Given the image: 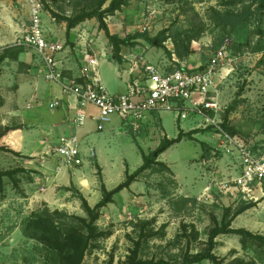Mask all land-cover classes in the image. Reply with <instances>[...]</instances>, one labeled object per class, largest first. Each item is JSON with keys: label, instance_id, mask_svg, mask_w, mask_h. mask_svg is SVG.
<instances>
[{"label": "rangeland", "instance_id": "374dc122", "mask_svg": "<svg viewBox=\"0 0 264 264\" xmlns=\"http://www.w3.org/2000/svg\"><path fill=\"white\" fill-rule=\"evenodd\" d=\"M39 1L43 7L44 29L46 34L55 37L54 39H59V34L65 32L52 16L51 11L60 15H72L89 3V0ZM246 5L247 2L233 3L232 0H130L128 6L108 16L106 23L112 33L117 32L124 36L136 31H146L153 37L165 28L170 29V35H173L179 30L202 28L201 36L191 43L192 53L183 59L185 63H189L191 69L194 68L191 62L194 60L198 62L200 55L208 58L209 53L222 42L226 39L230 40L229 60L225 64V70L229 71V74L220 82L219 90L220 102L225 109L221 115L228 113L226 123L237 132L235 134L228 132L223 126L225 119L220 115L221 126L226 132L241 138L246 143L264 146V49L257 50L261 43L256 33L257 27L264 25V15L255 13L246 25L235 28L231 27L232 20L228 23L216 21L218 16L229 15L230 19H234V15L241 13ZM55 22L58 27L54 25ZM28 25L27 0H0V55L2 53L10 55L0 63V130L5 127L2 122L6 125L15 124L12 115L19 102V99L16 100L18 96H15L17 83L25 82L27 78H36L41 84L46 82L43 76V62L32 50L22 48L23 52L18 53V58H12L19 47L15 43L25 34ZM52 27H55L54 34ZM84 30L92 34L86 35ZM99 31V23L93 19L80 26L78 31L72 32L74 38H78L79 44L77 41L66 42L67 45L75 47L68 51V60L76 70L81 69L83 65L77 54L82 47L93 53L92 40L98 38ZM81 39H85L86 46L80 44ZM141 41L149 59L157 63H166L167 69L177 66L171 62L166 51L169 49L175 51L173 37L165 41L166 50L152 46L144 40ZM108 56L111 59L110 54ZM100 70L110 79L109 83L114 88V71L111 69L112 73L104 64L100 66ZM111 92L115 94L116 91ZM230 104L235 108L229 111ZM20 109L23 110V107ZM88 110L97 112L95 107H89ZM19 115L22 118L21 114ZM174 116L175 112L165 113L163 116V123L170 137L175 136L178 130ZM113 119L117 118L113 117ZM92 124L90 123V127ZM194 124L200 131L193 136V139L185 137L161 154V160L171 162L173 168L153 166L146 170L138 178L135 192L131 194L132 199L130 194L127 195L128 198L121 194L116 195V199L121 197V200L111 202L113 205H107L106 209H102L97 224L105 235L93 243L84 257L83 264H122L135 249L137 241H140L138 251L140 259L181 262L186 252L197 253L206 249L210 230L221 221L225 209L230 208L232 215L235 209L243 204L239 198L219 188L223 183H231L239 172L235 151L229 153L220 148L217 130L212 125L206 124L201 116L193 113L190 118L182 120L184 128L188 129ZM68 132V129L64 132L56 131L54 136L59 138ZM133 132L129 130L127 136H119L116 143L109 141L107 136H104V141H100L105 148L104 164L108 177L114 179V182L125 176V167L118 150L124 153L131 167H135L141 160L134 143V135H138L139 132ZM102 136L99 135L98 138ZM154 136V142L145 145L147 152L150 147L156 149L161 140L159 131L155 130ZM8 139L9 137H0V147L8 149L0 150V170L20 168L23 171L11 177H4L3 184L0 185V264H52L50 250L25 235L26 221L32 213L44 208L51 211L59 210L71 216L87 217L86 212L71 187L52 190L53 195L50 194L52 201L55 196L56 198L62 196L59 203L46 202L43 196H37L39 193L43 194L40 185H46V181L44 184L28 186L30 179L36 176V174L32 176L31 173L35 172L42 176V172L26 167L42 165L37 160L18 162L19 158L25 156L17 150V144ZM86 146L89 154L92 149L98 148L97 135L90 138ZM51 150L53 154V149ZM83 155L82 151L83 161L85 158L90 171L93 167L90 163L95 159L85 157L87 154ZM43 158L48 160L49 156L43 153L31 159ZM176 171L179 174V181ZM210 184H213L214 188L212 197L200 199L203 190ZM63 203L64 205H60ZM251 205L248 210L234 218L232 227L245 228L264 237V201L259 200ZM68 222L75 225L77 221L68 219ZM216 243L213 253L226 262L238 257L245 261H253L254 264H264V242H250L244 247L239 235L221 234L216 238ZM196 264L213 263L204 260Z\"/></svg>", "mask_w": 264, "mask_h": 264}, {"label": "built area", "instance_id": "2783aa9c", "mask_svg": "<svg viewBox=\"0 0 264 264\" xmlns=\"http://www.w3.org/2000/svg\"><path fill=\"white\" fill-rule=\"evenodd\" d=\"M27 1L29 25L15 44L32 50L43 62L46 81L59 85L61 92L74 101V105L69 106L75 111L72 122L76 127L85 124L88 105L98 110L92 118L99 131L104 130L113 117L124 120L134 132H139L151 111H172L182 118L197 114L217 130L220 148L224 152L235 151L239 162L236 177L231 183H223L220 190L225 189V193L229 192L244 203L264 201V146H255L231 135L222 128L219 119L225 110L220 102L219 84L229 74L225 64L229 60L230 40L226 39L209 53L202 70H193L185 64L165 70L141 57L139 62L133 61L140 74L128 82L124 92L114 94L102 82L97 58L88 52L78 77L64 75L59 59L63 46L46 34L42 4L39 0ZM59 105L60 101L54 100L49 103V108L55 109ZM53 155L58 157L61 166L81 165L83 157L78 135L59 137ZM213 191V184H210L199 198H210Z\"/></svg>", "mask_w": 264, "mask_h": 264}, {"label": "crops", "instance_id": "0c3cea01", "mask_svg": "<svg viewBox=\"0 0 264 264\" xmlns=\"http://www.w3.org/2000/svg\"><path fill=\"white\" fill-rule=\"evenodd\" d=\"M93 19L95 18L87 19L84 22H81L75 28H73L68 34H67V29H66V23L59 22L60 23L59 26H61V28L64 29L63 32H65V34H59V39L58 38L54 39L55 37L53 38L50 37L52 40L54 41L56 40L55 42H58L62 44L63 46V50L59 54V59L61 60V65L64 68V75L67 77H78L80 75L81 69L76 70L73 64L69 63L68 51L70 52L71 48L74 49L75 47L74 46L71 47L70 44L67 45L66 42L67 41L71 43L73 41L76 42L78 38L76 37L74 38V35H73L74 31H78L80 26H82L83 24H86L88 21L93 20ZM54 25L57 26V23L55 22ZM53 29H55V27H52L51 29L54 34ZM85 33L86 35L87 33L89 35L92 34L87 31H85ZM114 33L118 34L120 37L126 36V35L125 36L121 35L117 32H114ZM141 40L142 39H139L138 44L134 47L124 46L122 48L121 54L124 58V62L120 64L113 59L112 46L110 45L104 31L100 29L98 38L92 40V44L94 47H92L91 49L93 53L91 54L88 49H86L85 47L84 48L82 47V49L79 51L77 55L81 61V64L85 63L84 57L87 52L90 55L96 57L99 63L98 68H99L100 76L107 90L109 92L116 91L115 94L122 93L126 90L128 82L140 74V70H137L136 66H134L135 64H133V61L139 62L141 57L145 58L146 61L156 64L162 69L170 70L165 67L166 63L165 64L157 63L156 61H152L151 59H149V57L147 56V52L145 51V48L142 47L143 43L142 44L140 43L142 42ZM99 42H101V44H99ZM104 42H106L105 45H107V47L104 45ZM77 44H79L78 41H77ZM80 44L84 46L86 44L85 39L83 40L81 39ZM97 48L99 50H97ZM169 50L172 52L171 54L172 57H169V56L168 57L169 59H171V62L174 65L180 66L181 64H187L189 67V63L188 62L185 63L184 60H180L174 53L173 49H169ZM108 54H110L111 59L108 56ZM206 61H207V57L200 55L199 61L197 62L194 60L193 61L194 63L191 62V64L194 67H199L201 65H205ZM103 64L105 66H108L111 72L113 70L115 73V78H114L115 87L114 88L111 87L109 83L110 79L107 78L102 73V70H100V66ZM115 88L118 90H114ZM15 93H16L15 96H18L16 100L19 99V102H17L18 104L17 109L15 108V110H13V115H12L14 116L13 118H15L14 119L15 124L6 125L4 122H2L1 124L3 126L4 125L14 126L18 128L10 130L4 136L5 138L9 137L8 140L10 142L17 144L18 146L17 150H20L21 151L20 154L25 156L23 158H19L18 162H21L20 160L35 162L37 160L38 162H40V165H42L41 166L42 168L38 166L32 167V168H29L26 166L24 167L28 169H36L39 172H42V176L35 172L31 173L32 176H34L35 174L36 176L33 177V179H30L28 186L38 185L41 183L44 184L46 181V185H40V189H42L43 194L40 195L39 193L37 195V196H43L44 198L43 200H45L46 202L59 203V200L62 199L61 198L62 196L59 195L61 196L60 198H56L55 196L54 201H52V197L50 196V194L53 195L52 194L53 191L57 190V188L59 187H64V188L73 187V190L82 193L85 199L88 201V203L93 207L103 197L102 184L105 185L107 190H112L125 180L127 171L132 173L143 164L142 152H144L145 154H149L151 151L155 149V148L152 149L150 147L148 152L145 149V145H150L151 143L154 142L155 140L154 131L155 130L159 131L160 133V137H161V140L159 142L160 144L161 141L165 137L169 139H174V138H177L180 131H182L183 133H188L189 131L195 130L198 127L196 124H194L188 129L184 128V126L182 125V120L190 118V115L187 116L186 118H182L175 113L176 117L174 116V118L177 120L175 122L178 124V127H177L178 130L175 136L170 137L167 134L165 125L163 123V116L165 113L172 114L174 112L172 111H161V112L151 111L149 112L145 122L142 124L139 134L134 135V143L136 144L138 152L141 155V160L137 162L135 167L133 166L131 167L129 160L127 159L126 156H124V153H122L121 150H118L120 154L121 162L124 164V167H125V176L124 178L122 176L121 180L119 181L117 180V182H114L113 181L114 179H111L108 177V171L104 164L105 159H106L105 150H104L105 148L103 144L100 143V141H104L105 140L104 136H107L109 138V141L111 140L113 141V143H116V139L119 136H127V134L129 133V130L133 132V129L127 124V122H125L124 120L118 117H115L117 119L111 120L108 124H106L104 130L99 131L97 130L96 120L92 118L93 116H96L98 114V110H96L97 111L96 113L93 111H90L88 110V108L94 107V106L88 105L86 108V112L88 116L85 121V124L82 127H76L72 122L75 116V111L71 109L69 106L70 104L73 106L74 101L71 98L66 97L61 92L59 85L54 84L49 81H46L45 84H41L39 80L36 78L35 79L27 78L25 82L22 81V83L20 82L17 83V89ZM54 100H59L60 105L55 109H50L49 103H51ZM21 107H23V110L20 109ZM19 114H21L22 118L19 117L20 116ZM90 123H93L91 127H90ZM67 129L69 132L68 134H64V135H70V134L76 133L80 139L81 151H83L84 155L87 154L85 155V157H93L95 159V161L90 163L93 166L91 167L90 171L88 170L89 169L88 163L87 164L85 163L86 162L85 158H84L83 163L78 166H74V167L60 166L58 157L52 154L51 148L53 149L54 146L58 143V138L54 136L55 132L56 131L64 132V130H67ZM195 134H193V136ZM95 135H97L98 148L92 149L90 151L91 154H89L88 148L86 146V142ZM99 135H103L102 137H100L102 138V140L98 138ZM159 144L157 145V147L159 146ZM93 151H94V154H93ZM43 153H46L49 156L48 160L46 158H43L42 160L31 159V158L39 157ZM160 157L161 155L158 157V160L162 161ZM162 162H164L167 165V167H170V168L174 167L173 164H171V162L169 161L167 162L162 161ZM96 163L101 168V178L97 174L98 171L96 168ZM176 174H177V179L179 181V174L177 173V171H176ZM138 178L130 185L129 188L123 189L121 192L117 193L116 195L121 194L122 196L128 198L127 195L129 196L130 194V199H132L131 194L135 192L136 184H138ZM19 185L21 186V188H24L22 184H19ZM32 191L35 192L36 190H32ZM116 195L114 196L113 202H118L119 200H121V197L120 199L117 200ZM60 205H64V203ZM111 205L113 204L112 203L108 204V206H111ZM108 206H105L103 209H106ZM101 212H103V210Z\"/></svg>", "mask_w": 264, "mask_h": 264}, {"label": "trees", "instance_id": "16d2710c", "mask_svg": "<svg viewBox=\"0 0 264 264\" xmlns=\"http://www.w3.org/2000/svg\"><path fill=\"white\" fill-rule=\"evenodd\" d=\"M233 3H246L244 10L238 15H234V19H230L229 15L218 16L216 21L225 23L232 20V26L235 28L239 25H246L255 13H261L264 15V0H232ZM130 0H89L86 7L76 10L72 15H60L51 11L52 16L57 22H65L67 34L75 28L81 22L87 19L95 18L99 23V28L104 31L110 45L112 46L113 59L122 64L124 58L121 54L122 48L134 47L138 44V40L142 39L152 46L162 47L165 49V41L168 38L173 37L175 43L176 56L183 60L185 57L192 53L191 43L193 40L199 38L202 34V28H194L191 30H179L173 35H170V29L165 28L159 31L155 36H150L146 31H136L129 33L125 37H120L118 34L112 33L106 23V18L110 15H114L115 12L122 10L123 7L128 6ZM48 8V6H46ZM256 33L259 36L261 45L257 47V50L264 49V25L257 27ZM15 47V46H12ZM23 47H18L16 54L12 58L17 59L18 53L23 52ZM166 50V49H165ZM167 51V55L172 57V52ZM10 55L2 53L0 55V63L3 62ZM179 66V65H178ZM205 65L194 67L193 70H202ZM229 111L234 109L233 104L229 105ZM228 111V112H229ZM228 113L224 116L225 123L224 128L235 134L237 131L232 129L226 123ZM18 127L5 126L0 130V137L7 134L10 130ZM199 132L198 129L189 131L188 133L179 132L177 138L169 139L165 137L159 146L151 151L149 154L142 152L143 164L137 168L134 172L127 171L125 180L116 186L112 190H107L104 184H102V199L93 207L88 203L82 193L75 191L76 196L81 200L82 208L86 212L87 217L71 216L67 213L59 210L51 211L48 208L34 212L30 218L26 221L24 226L25 235L33 239L40 244L46 246L52 254V264H83L84 257L88 250L93 246V243L99 238L105 235L98 227V220L100 218L101 210L109 203L114 201V196L121 192L125 188H129L130 185L137 180L146 170L153 166H162L167 168V165L158 160V157L170 148L175 143L182 140L183 137H189L193 139V134ZM0 150H8L4 147H0ZM98 175L101 178V168L96 163ZM23 171V169L17 168L13 170H0V185L3 184L4 177H11L13 174ZM73 190V187L70 188ZM237 207L232 215H230V208L225 209L223 218L219 223H216L211 228L207 247L203 251L197 253L186 252L183 255L181 262L170 263L168 261L159 260L157 262L153 260H143L138 257V251L140 247V241H137L135 249L131 251L128 259L122 264H196L204 260H209L213 264H254L253 261H245L242 258H234L229 262H226L218 258L213 250L216 246V238L221 234H235L240 236V242L245 247L248 243L264 242V237L259 234H255L245 228H233L232 221L235 217L248 210L252 205L251 203H244ZM69 220H76V224H70Z\"/></svg>", "mask_w": 264, "mask_h": 264}, {"label": "water", "instance_id": "95a60500", "mask_svg": "<svg viewBox=\"0 0 264 264\" xmlns=\"http://www.w3.org/2000/svg\"><path fill=\"white\" fill-rule=\"evenodd\" d=\"M233 104H235V102H233ZM93 154H94V151H93Z\"/></svg>", "mask_w": 264, "mask_h": 264}]
</instances>
